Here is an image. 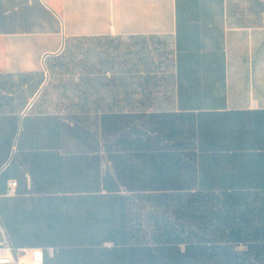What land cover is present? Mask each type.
<instances>
[{
    "label": "crops",
    "instance_id": "obj_1",
    "mask_svg": "<svg viewBox=\"0 0 264 264\" xmlns=\"http://www.w3.org/2000/svg\"><path fill=\"white\" fill-rule=\"evenodd\" d=\"M105 41L117 63L101 107L45 111L48 63ZM171 182L244 201L235 251L264 264V0H0V242L19 263L60 264L44 233L75 215L64 201L143 200Z\"/></svg>",
    "mask_w": 264,
    "mask_h": 264
},
{
    "label": "trees",
    "instance_id": "obj_2",
    "mask_svg": "<svg viewBox=\"0 0 264 264\" xmlns=\"http://www.w3.org/2000/svg\"><path fill=\"white\" fill-rule=\"evenodd\" d=\"M104 187L118 191L111 183ZM157 189L162 193L143 200L110 195L64 201L75 215H62L61 231L45 232V239L58 242L60 264H245L234 245L246 233L230 223V208L244 201L215 199L214 185L205 182L158 183Z\"/></svg>",
    "mask_w": 264,
    "mask_h": 264
},
{
    "label": "rangeland",
    "instance_id": "obj_3",
    "mask_svg": "<svg viewBox=\"0 0 264 264\" xmlns=\"http://www.w3.org/2000/svg\"><path fill=\"white\" fill-rule=\"evenodd\" d=\"M102 44L78 42L48 63L47 83L42 96L45 111L71 114L101 107L91 101L98 99L95 97L100 91L101 75L106 74L102 69L117 63L115 43L105 41ZM107 74L111 77L110 73Z\"/></svg>",
    "mask_w": 264,
    "mask_h": 264
},
{
    "label": "built area",
    "instance_id": "obj_4",
    "mask_svg": "<svg viewBox=\"0 0 264 264\" xmlns=\"http://www.w3.org/2000/svg\"><path fill=\"white\" fill-rule=\"evenodd\" d=\"M17 182L10 181L8 184V195L13 196L17 190ZM0 264H20L14 257L13 250L7 240L0 242Z\"/></svg>",
    "mask_w": 264,
    "mask_h": 264
}]
</instances>
